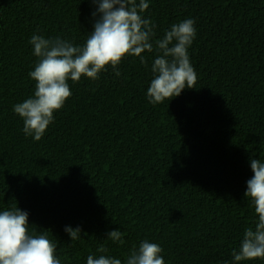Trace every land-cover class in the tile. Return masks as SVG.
<instances>
[{"label": "trees", "instance_id": "obj_1", "mask_svg": "<svg viewBox=\"0 0 264 264\" xmlns=\"http://www.w3.org/2000/svg\"><path fill=\"white\" fill-rule=\"evenodd\" d=\"M148 3L156 36L146 63L127 56L120 76L108 66L97 80H69L71 97L35 141L13 111L34 95L29 40L82 46L97 5L0 0V211H26L30 234L46 233L61 264H87L89 255L126 264L144 240L162 248L165 264H235L232 250L258 220L245 192L251 159L264 161V0ZM185 19L195 21L196 88L153 105L155 39ZM66 226L81 238L72 241ZM117 229L123 244L107 239Z\"/></svg>", "mask_w": 264, "mask_h": 264}, {"label": "clouds", "instance_id": "obj_2", "mask_svg": "<svg viewBox=\"0 0 264 264\" xmlns=\"http://www.w3.org/2000/svg\"><path fill=\"white\" fill-rule=\"evenodd\" d=\"M97 5L92 13L98 16L93 31L82 45H74L57 36L45 38L33 34L29 40L37 58L29 72L35 82L34 95L17 103L13 111L22 118L23 132L35 141L41 140L54 120V112L63 108L72 93L68 81L76 83L81 77L99 79L110 66L120 76L118 66L127 56L140 58L146 50L152 52L155 25L144 17L148 0H91ZM194 19L173 24L163 38L155 39L160 55L151 71L154 78L147 89L149 103L156 105L181 95L185 88H196L197 74L189 59L188 49L196 36ZM254 176L247 181L245 197L250 199L258 217L255 226L244 230L239 249L232 250L235 264L244 261H264V161L251 159ZM28 213L17 206L0 211V264H61L57 245L47 234H30ZM72 241L81 238V229L65 227ZM123 233L110 231L107 239L123 244ZM162 248L144 240L138 249L130 251L126 264H165ZM97 252L106 253L102 245ZM87 264H121V260L107 255L87 257Z\"/></svg>", "mask_w": 264, "mask_h": 264}]
</instances>
